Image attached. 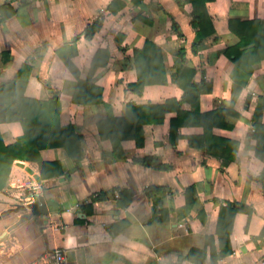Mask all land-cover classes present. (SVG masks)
I'll return each mask as SVG.
<instances>
[{"label":"crops","instance_id":"1","mask_svg":"<svg viewBox=\"0 0 264 264\" xmlns=\"http://www.w3.org/2000/svg\"><path fill=\"white\" fill-rule=\"evenodd\" d=\"M22 1L0 0L14 10L0 23V85L12 80L22 64L29 65L24 97L47 102L57 94L59 126L74 127L82 153L75 165L63 148L41 150L44 162L59 165L60 174L46 180H41L36 163L12 164L0 190V213L15 204L17 184L32 176L18 163L39 176L43 196L63 203L64 192L70 191L76 205L15 227L21 214L0 218V264H30L55 249L65 252L69 264H264V237L259 238L264 227V162L255 154L253 137V115L259 108L264 124V60L253 66L247 85L231 104L233 64L222 54L238 42L228 21H263L264 0L208 2L214 34L203 39L196 55L190 50L195 34L192 6L186 0L182 6L175 0ZM113 1L123 4L116 12L108 10ZM97 18L101 28L85 39L84 29ZM146 41L161 51L167 84L147 85L138 95L125 86L137 80L133 52ZM181 48L186 50V66L196 71L195 81L202 80L196 109L189 103L180 105L179 112L172 108L162 123L143 125L140 146L129 139L114 150L97 128L107 116L105 106L121 118L127 105L179 101L183 91L174 78ZM99 51H107L109 59L91 70ZM79 83L82 91L86 84L96 91L95 96L83 92L81 100H97L100 90L101 103H74ZM173 123L177 126L171 133ZM22 135L19 122L0 124L4 146ZM145 157H155L168 169L135 162ZM115 190L131 193L126 206L123 198L92 203V196ZM227 203L249 206L252 213L235 215L224 248L231 253L223 257L216 228L220 207Z\"/></svg>","mask_w":264,"mask_h":264},{"label":"trees","instance_id":"2","mask_svg":"<svg viewBox=\"0 0 264 264\" xmlns=\"http://www.w3.org/2000/svg\"><path fill=\"white\" fill-rule=\"evenodd\" d=\"M15 1V0H10ZM192 6L191 12V28L194 31V41L190 46L191 53L196 55L200 43L206 37L214 34L211 18L206 11V4L213 0H186ZM182 6L185 0H175ZM20 4H24L20 0ZM123 6L122 3L113 1L108 10L116 12ZM14 15V10L8 4L0 5V23ZM102 20L95 19L83 31V37L90 40L93 35L101 28ZM173 31L179 37H182L181 31L173 24ZM229 31L238 38V42L234 46L225 48L222 54L233 64V69L230 73L232 81L231 104L237 99L243 88L247 85L251 77L253 66L264 60V20L251 21H228ZM186 50L181 48L177 55L176 75L174 78L175 84L183 91L182 98L179 101L167 100L163 106H135L127 105L125 114L121 118H114L109 113V107L105 106L107 116L105 120L97 124L98 132L101 138L109 139L114 150L120 148L121 141L132 139L137 146L142 144V127L145 124H159L164 120V115L170 109H177L183 103H189L195 108L199 99V84L202 80L195 81L196 71L186 66ZM38 56V51L35 52V57ZM34 58H32L33 60ZM109 59L107 51L97 52L91 63V70H94L97 65H106ZM98 60H101L98 62ZM65 65L74 74L72 65L69 61L64 60ZM133 66L136 71L137 80L135 83L127 84L125 89L140 95L147 85H165L167 84V76L162 63L160 49L152 42L146 41L143 48L134 50ZM31 71V67L22 64L17 71L15 77L0 85V124L5 122H19L23 135L13 144L4 146L0 136V190H2L7 182L12 164L15 161H26L36 163L41 180H46L60 174L57 170V163L44 162L40 157V151L50 148H63L67 155L74 160L75 165L79 163L81 157L80 136L75 131L74 127L59 126V110L60 104L58 95L47 102H40L24 97V90ZM82 84L79 83L78 91H75L72 101L74 103H101L100 90L99 98L93 101H83L80 99L81 94L95 96L93 86L86 84L85 91L80 89ZM95 90V89H94ZM179 112V110H178ZM181 114V113H179ZM192 117V114L190 115ZM262 110L259 108L253 115V137L256 139L255 154L264 162V124H262ZM177 124L171 125L172 129L176 128ZM111 131V132H109ZM136 163L152 168L158 171H166L168 168L158 162L155 157H145L135 161ZM260 184L264 197V170L261 173ZM161 188H150L148 191H159ZM191 189H189L190 192ZM114 192L118 193L117 201L124 199L126 206L131 200V193L125 190L112 191L108 195L106 193H98L92 196V203L102 201L106 197L113 199ZM193 201V200H192ZM245 213L250 217L252 209L249 206L234 205L227 203L220 207L219 218L216 228V235L219 240V252L224 257L231 253L228 249L224 251L229 242L234 217L237 213ZM204 219L202 218L201 221ZM246 228V227H245ZM264 237V227L259 236ZM188 258L182 257L181 259Z\"/></svg>","mask_w":264,"mask_h":264},{"label":"water","instance_id":"3","mask_svg":"<svg viewBox=\"0 0 264 264\" xmlns=\"http://www.w3.org/2000/svg\"><path fill=\"white\" fill-rule=\"evenodd\" d=\"M20 168H23L29 175H32L37 183H40L38 175H34L32 170L28 167H24L22 164H17ZM67 199L66 202L59 203L54 197L47 198L46 196H39L35 201L26 206L22 204H16L11 206L9 209L0 213V218L6 217L10 214H21L18 221L13 227L31 219L36 216H45L51 212H58L69 209L72 205H76V201L70 200V191L64 192Z\"/></svg>","mask_w":264,"mask_h":264},{"label":"built area","instance_id":"4","mask_svg":"<svg viewBox=\"0 0 264 264\" xmlns=\"http://www.w3.org/2000/svg\"><path fill=\"white\" fill-rule=\"evenodd\" d=\"M17 192L13 195L15 204H27L35 201L39 196L43 195V188L40 183H37L33 176L23 183L17 184L15 187ZM118 197V193L114 192L113 199ZM30 264H69L65 252L61 249H55L50 252H46L41 255L38 259Z\"/></svg>","mask_w":264,"mask_h":264}]
</instances>
